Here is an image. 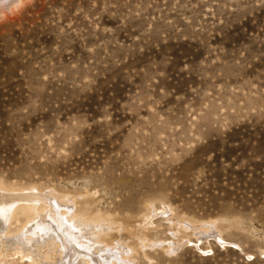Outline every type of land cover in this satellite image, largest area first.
<instances>
[{"label":"rangeland","instance_id":"obj_1","mask_svg":"<svg viewBox=\"0 0 264 264\" xmlns=\"http://www.w3.org/2000/svg\"><path fill=\"white\" fill-rule=\"evenodd\" d=\"M10 3L1 194H62L111 221L102 264H264V0ZM20 219L0 264L31 262ZM61 226L49 256L88 262Z\"/></svg>","mask_w":264,"mask_h":264},{"label":"bare ground","instance_id":"obj_2","mask_svg":"<svg viewBox=\"0 0 264 264\" xmlns=\"http://www.w3.org/2000/svg\"><path fill=\"white\" fill-rule=\"evenodd\" d=\"M10 1L15 0H0V5H7ZM1 185L2 184H0V186ZM46 193L47 194H42L30 190L28 193L19 192L4 195L5 193L1 194L0 192V230L10 226L14 221L21 220V217L25 219V223L22 226L23 232L20 234L18 233L19 235L15 236L12 242L16 247V252L20 254L22 259L30 260V264H62L63 259L61 260L57 257L53 260L51 256H49V253L54 248L53 244L55 241L57 242L58 240L54 236V233L59 236L62 243L64 234H62L60 230L62 229L61 225H65L71 227L73 231L80 234L76 236L75 232H72L70 229L67 232L72 235V238H74L77 243L82 242L89 244L88 248L92 250V252L90 251V258L88 259V262H90L89 264H97V262L102 264L101 260L92 257L93 248L95 245L97 249L102 247V243H104L102 235L106 229L111 227L112 222L104 220V218L98 214L97 216L91 217L86 211L74 209L73 200L68 199L67 201L66 195ZM54 206L58 209L54 210ZM28 220L31 222H26ZM62 246L64 254L66 255L63 264H88L84 256H78L81 251H78L75 247L63 244ZM45 247H47V251L43 252L42 249ZM80 247L88 250L82 245ZM76 253L78 257L75 258L74 254ZM47 258L49 259L47 260ZM78 258L80 260H78Z\"/></svg>","mask_w":264,"mask_h":264}]
</instances>
